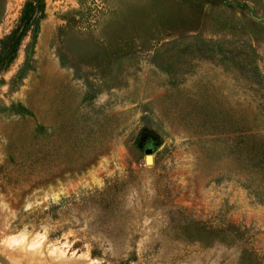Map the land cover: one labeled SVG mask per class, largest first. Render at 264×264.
<instances>
[{"label": "rangeland", "instance_id": "1", "mask_svg": "<svg viewBox=\"0 0 264 264\" xmlns=\"http://www.w3.org/2000/svg\"><path fill=\"white\" fill-rule=\"evenodd\" d=\"M34 16L0 68V264H264V0Z\"/></svg>", "mask_w": 264, "mask_h": 264}, {"label": "trees", "instance_id": "2", "mask_svg": "<svg viewBox=\"0 0 264 264\" xmlns=\"http://www.w3.org/2000/svg\"><path fill=\"white\" fill-rule=\"evenodd\" d=\"M39 8L40 0H29L26 2L24 9L21 12V16L11 33L0 40L1 69L6 68L15 58L17 48L29 28L33 25V21L35 19L34 13L37 14L39 12ZM255 166L259 167V171L262 172V176L264 177V147L261 149L259 160H257Z\"/></svg>", "mask_w": 264, "mask_h": 264}, {"label": "water", "instance_id": "3", "mask_svg": "<svg viewBox=\"0 0 264 264\" xmlns=\"http://www.w3.org/2000/svg\"><path fill=\"white\" fill-rule=\"evenodd\" d=\"M145 153H146V155H145V159H144V161H146L147 160V157H149V156H151L152 157V150L151 149H147L146 151H145ZM152 162H153V160H152Z\"/></svg>", "mask_w": 264, "mask_h": 264}, {"label": "bare ground", "instance_id": "4", "mask_svg": "<svg viewBox=\"0 0 264 264\" xmlns=\"http://www.w3.org/2000/svg\"><path fill=\"white\" fill-rule=\"evenodd\" d=\"M150 159H151V164H152V160H153V158H152L151 156L147 157V160L144 161V162H145V163H146V162H150Z\"/></svg>", "mask_w": 264, "mask_h": 264}]
</instances>
